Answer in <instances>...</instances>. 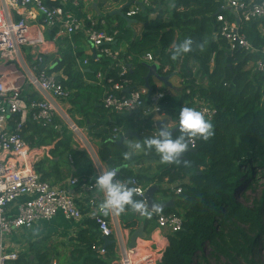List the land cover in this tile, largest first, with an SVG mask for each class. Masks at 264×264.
<instances>
[{"label": "trees", "instance_id": "1", "mask_svg": "<svg viewBox=\"0 0 264 264\" xmlns=\"http://www.w3.org/2000/svg\"><path fill=\"white\" fill-rule=\"evenodd\" d=\"M153 2L156 9L141 10L133 18L142 27L137 37L134 29L126 28L121 18H117L114 29L109 23L112 18L107 17L106 31L117 32L114 47L127 45L119 61L129 69L126 76L128 90H137L145 84L148 70L140 61L143 53L154 50L161 66L169 65L171 71L182 61L178 76L182 80V89L177 97L167 96L161 102V114L178 125L181 107H191L196 92L216 109L217 115L211 122L212 136L207 140L196 137L188 141L190 152L180 157L181 161H188L187 165L183 162L161 163L154 150H146L149 154H132L126 160L127 147L124 144L118 146L109 138L113 127L137 121L134 117L109 114L101 105L102 88L84 83L85 78L94 81L99 72L118 82L117 69L112 67L111 60L101 57L96 62L89 58L87 70L81 74L68 55L45 57L44 64L49 73L60 71L65 75L66 80L60 82L69 93L68 113L79 117L80 127H90L91 139L99 140L96 152L104 168H118V178L122 181L134 177L143 188L155 186L157 192L154 195H160L159 199H154L156 203L172 201V207L159 214L180 218L181 228L166 234L168 247L161 264H190L205 247L211 249L210 255L216 261L224 258L233 264L237 260L242 264H258L253 249L258 250V254L264 250L263 195L252 208L233 201L242 180L245 187H249L251 179L255 178V167L264 172V72L253 69L258 56L238 48H234L231 55L224 40L215 41L214 17L217 13L228 15L227 11H220L221 0ZM155 11L156 17L150 19L149 15ZM188 38L193 41L192 51L174 59L173 46ZM252 44L255 48H264V35L255 37ZM166 50H169L167 54ZM77 58L82 62L85 56L80 53ZM149 86L152 90L156 88L153 79L149 80ZM186 90L191 94H186ZM151 118L139 121L148 126ZM54 121L52 125H44L29 120L21 132L31 148L52 147L50 158L43 157L34 164L35 172L43 182L60 188H64L62 183L70 179H77L78 183L93 180V166L88 154L76 147L71 133L59 119ZM56 124L60 125L59 130L54 129ZM146 161L158 162L152 175L141 169L132 171L133 167ZM261 176L264 177V173ZM163 183H167L166 188L162 187ZM177 183H180L181 193L174 195L172 187ZM159 214L151 219L153 227H157ZM83 224L87 227H83L69 243L57 245L49 239L27 242L17 253V259L7 264H111L115 258L114 246H107L105 255H97L95 248L102 245L97 227L92 219ZM200 261L202 264L207 262L203 255Z\"/></svg>", "mask_w": 264, "mask_h": 264}, {"label": "built area", "instance_id": "2", "mask_svg": "<svg viewBox=\"0 0 264 264\" xmlns=\"http://www.w3.org/2000/svg\"><path fill=\"white\" fill-rule=\"evenodd\" d=\"M83 1L86 0H0V264L17 259L18 252L6 250L9 237L58 215L74 223L83 221L85 215L90 217L101 240L106 238L110 243L113 241L118 255L113 264H161L162 253L127 246V234L117 221L118 214H104L100 210L103 193L100 195L96 192L95 180L78 183L77 179H70L67 183L78 191V200L87 201L86 212L78 206L71 191L43 182L34 170L43 148H31L21 136L29 120L52 125L54 120L59 119L71 133L76 147L88 154L95 178L101 174L103 165L97 152L86 140L81 128L62 108L69 100V93L60 82L64 75L49 73L44 64V58L49 53L45 48L43 32L54 28V34L48 39L50 43L81 34L89 47L90 58L98 62L104 57L114 63L112 67L117 69L118 82L99 72L94 81L86 83L102 88L101 105L105 111L115 116L134 117L137 121L151 116L155 133L158 132L157 124L166 121L159 119L163 116L160 104L167 97L165 90H149L144 86L132 91L127 89L129 69L119 61L123 51L114 47L117 45V32H107V22L103 20L108 11L100 8L99 17L83 11L85 14L81 16L78 12H81ZM104 3L105 8L113 5L112 2L106 3V0ZM137 4L143 10L156 9L153 0H135V4L123 12L126 18L133 19L141 12ZM220 11H227L228 15H215V41L224 40L231 55L234 48L257 55L253 69L264 72V48H255L252 44L255 37L264 35V0H221ZM156 15V11L152 12L149 18L154 19ZM112 28L115 29V25ZM252 31L254 38H251ZM168 52L166 50L165 54ZM159 59L154 50L140 56V61L155 64L164 76H179L181 60L179 66L171 71L169 65L162 67ZM82 65L87 66L88 60L84 59ZM25 84L38 100L22 95L21 88ZM126 90L129 92L125 93ZM186 94H191L190 90H186ZM192 103L191 107L202 111L210 122L217 115L216 109L200 93L194 94ZM54 129L59 130L60 125L56 124ZM122 134L123 129L115 126L109 131V138L117 142ZM190 145L193 148L192 141ZM125 181L131 187L140 188L144 194L148 188H143L134 177ZM173 193L179 195L181 188H175ZM136 198L142 199L143 196L138 194ZM12 207H15L14 211ZM156 223L159 230L169 233L181 228V219L171 215H157ZM95 250L99 256L106 253L103 244Z\"/></svg>", "mask_w": 264, "mask_h": 264}, {"label": "crops", "instance_id": "3", "mask_svg": "<svg viewBox=\"0 0 264 264\" xmlns=\"http://www.w3.org/2000/svg\"><path fill=\"white\" fill-rule=\"evenodd\" d=\"M102 2H103V4L100 5ZM111 2L113 5H115L114 6L115 8L113 7L112 10L109 11L110 7L105 8L106 6L104 3V0H86V1H83L81 3V6H82L81 12H78V14L83 16L85 14V12L87 11L88 13H90V12L93 13L95 17H99V10H100V8H102V9L108 11V13L105 15V18L103 20H106V22H108L107 17L112 18V21L114 22V24H112V25L114 26V25L118 24L117 18H119V16L114 14V12H116L122 8H124L123 9V12H124L125 10L129 9L130 7H132L135 4V0H123V1L111 0ZM120 2H122V3H120ZM106 3H107V1H106ZM117 5H118V7H117ZM161 10H164V8H161ZM83 11H85V12H83ZM110 15H112V16H110ZM37 19H39L38 15H37ZM130 27H132L134 29L135 36L137 37L140 34L142 27L139 26V24H137L136 22L134 24H131ZM45 30L46 31L43 32V38H44V40H46L45 48L47 49V51L49 53L46 57L63 58L64 56L68 55L74 61L77 72H79L81 74L84 70L85 71L87 70L86 66H83L82 62H80L78 60L79 58H77L78 54H80V53H82L85 56L86 60H88L90 58L89 51H88L89 47L86 44V42L83 38V35L79 34V35L74 36L71 39L63 38V39L58 40L55 43H50V41L48 39H50L52 37L56 28L51 29V30L50 29H45ZM254 37H255V33L253 32V34L251 35V38H254ZM117 48H120L121 51H124L127 49V45L126 44H120ZM58 73H61L63 75V72L59 71ZM65 80H66V77L64 75L63 81H65ZM83 80H84V83H87L86 78ZM172 80H174V83L172 82ZM88 82H91V81H88ZM153 82L155 83V87L157 88V90L158 89L159 90L164 89L169 98L177 97L179 92L182 89V84L180 82V79L176 75H172V76L170 75L169 76V79H168L169 87L167 89H165L164 86L161 83H159L156 79H153ZM21 89H22V95L25 98H34L35 95L32 94L31 89L26 84L24 86H22ZM35 98H37V97H35ZM62 108H63V110H66V112L68 113L70 106L67 103L66 105H63ZM68 115H69V113H68ZM69 117L71 119H73L76 122V124L79 126L78 122L80 121V119L76 120L77 117L71 116V115H69ZM114 117H115V115H114ZM161 118H162V120H166L164 116H161L159 119H161ZM125 124H127V123L124 122V125ZM80 128H81L82 132L84 133L86 140H87V136L91 140V142H90V140H87L88 142H90V145L92 146V144H93L96 146V144L99 140L91 139V137L88 134V131H90V127L88 128L87 125H84ZM121 128L123 129V127H121ZM132 133H134V132H132ZM134 138H137L138 140H140L139 136L134 137ZM41 148H43L42 152H41V156L37 161H39L40 159H43V157L50 158L49 157V151H50V149H52V147H41ZM127 150L129 151L130 149L127 147ZM143 165H140L139 168L143 172L149 173L147 175H152L154 173V169L151 173V169L146 168ZM103 169H104V166H103ZM132 169H133L132 171H134V172L137 171V170L135 171L134 167ZM95 176H96V173L93 170V177H92L93 180H95ZM67 183H68V180L63 182L62 183L63 187L68 189L69 191H71L73 196H75V201L78 204V206L81 208V210L86 212L85 205H86L87 201L78 200L76 198L78 195V191L75 188H70V186H68ZM162 185H163V188H166L167 183H163ZM179 185H180V183H177L175 185V187H179ZM96 192L98 194L102 195V192H100L98 189H96ZM101 198H102L101 199V202H102L104 195H102ZM159 198H160L159 194L156 196L154 195L155 200L159 199ZM22 200L23 199H21L20 201H22ZM11 209H12V211H14L15 207H12ZM112 213L113 212H111V215H112ZM153 215H155V214H152L150 216H140L138 213L134 212L133 210L126 209V211L124 213H120L117 215V221L120 223L121 229H124L125 234H127V238H128L127 246L128 247H130L131 237L134 234H136V236H137L139 234V231L142 230L143 234H141V236L136 239L133 247H138L139 249H142V247H143L144 249H147L149 251H157L159 253H162L161 256L163 258L165 250L168 247V239H167L166 234H169V232L161 231L157 227H153L154 224H153V221L151 220ZM87 220H90V217L85 215V219L83 221L74 223V222L66 221L62 216L58 215L50 221H41V222L33 225V227L31 229H29L27 231H24V230L20 231L19 233H16V234L12 235L11 237H9L7 239L6 250L8 252H13V251L19 252V251L23 250V248L27 242L28 243L38 242V241H41L42 239H49L52 243L57 244V245L67 244L70 242L71 238L76 237L79 234V232L83 229V227H87V226H84V224H83L84 222L86 223ZM115 230H116V227H115ZM112 243H113V241L111 242L110 245H112ZM102 244H103V241H102ZM133 247H131V248H133ZM66 250L67 249H65L64 252H66ZM113 253L115 255V258L112 259L111 264H113V262L118 258L115 246L113 248Z\"/></svg>", "mask_w": 264, "mask_h": 264}, {"label": "clouds", "instance_id": "4", "mask_svg": "<svg viewBox=\"0 0 264 264\" xmlns=\"http://www.w3.org/2000/svg\"><path fill=\"white\" fill-rule=\"evenodd\" d=\"M192 45L193 41L190 38L185 39L178 45H174L173 58L175 59L178 55L191 52ZM164 117L166 121H163L164 124L157 126L159 131L154 136L144 137L142 141L135 140L134 144L129 145L132 151L124 153L126 160L130 159L135 151L154 150L159 154L161 163L183 162L187 165L188 161H181L180 157L189 149L188 141L196 137L207 140L213 134L211 122L206 119L202 111L196 108L181 107L178 115V125L175 124L173 126V128L178 127L175 129V135L173 131H170L173 128L169 130L167 127L169 118ZM118 173V168H104L101 174L95 178L94 186L104 195L103 201L99 205L100 210L104 214L110 212L120 214L124 213L126 209H131L140 216H150L159 214L164 210L163 204L155 201L149 204L144 198V193L141 192V189L131 187L127 181L119 179ZM175 188L177 187H172V192ZM138 194L142 195L143 198L137 199L136 196Z\"/></svg>", "mask_w": 264, "mask_h": 264}, {"label": "rangeland", "instance_id": "5", "mask_svg": "<svg viewBox=\"0 0 264 264\" xmlns=\"http://www.w3.org/2000/svg\"><path fill=\"white\" fill-rule=\"evenodd\" d=\"M106 1L109 3L111 2V0H106ZM121 1H123V0H121ZM120 3H122V2H120ZM102 4L103 3H101L100 5H102ZM114 6L115 5H111L110 7L113 8ZM117 7H118V5H117ZM109 23H111V25L114 24V22L112 20H109ZM89 56H90V53H89ZM172 82L174 83V80H172ZM77 118L79 119V117H77ZM174 125H175V123L173 122V120L169 119L168 124H167L168 129L169 130L172 129ZM125 127H126L125 132L126 131H131L134 133L136 132L138 134V136L140 137L141 141L143 140L144 137L147 138L150 136H154L156 134L155 131L153 130L152 123L147 126L146 123L144 124L142 121L141 122L140 121H133L131 123L125 124L123 126V129ZM87 140H90L88 136H87ZM135 140H138V139L134 138L132 136V137L126 139L124 141V144H125V146H127L130 149L129 145L134 144L136 142ZM90 142H91V140H90ZM92 148L95 151H97L96 146L93 144H92ZM129 151H132V150L130 149ZM144 153L149 154V152H147L146 150H142V151H135L133 153V155H142ZM156 154H158V153H156ZM158 156H159V154H158ZM157 164H158V162L155 163V161H146L143 166L151 169V173H152L153 169L155 170V166ZM138 168H139V166H135L134 167L135 171L140 169V168L139 169ZM253 171L256 172L253 176L255 178L251 179V183L249 184V187L248 186L245 187V185H244L245 182L242 180L241 184L238 186L237 190L235 191L234 198H233V201L236 204H238V205L240 204V205L246 206L248 208L254 207L255 203H257L261 199L262 195L264 198V193H263L264 177L261 176V174L264 172H261L258 167H255ZM146 174H149V173H146ZM261 207H262V218L264 219V202L262 203ZM253 251L255 252L254 256L256 257L255 261L258 264H264V250L261 254H258V252H257L258 250L253 249ZM211 253H212L211 249L209 247H205L203 249V251L201 252V254H196L197 256L199 255L198 257H196V256L193 257L190 264H198V263L202 264L200 261V257L202 255L205 256V259L207 260V262L205 264H233V263H228L227 260L224 258H220V259H218V261L214 260L212 258V256L210 255ZM236 264H242V263L240 260H237Z\"/></svg>", "mask_w": 264, "mask_h": 264}, {"label": "water", "instance_id": "6", "mask_svg": "<svg viewBox=\"0 0 264 264\" xmlns=\"http://www.w3.org/2000/svg\"><path fill=\"white\" fill-rule=\"evenodd\" d=\"M138 6L141 7L140 4ZM123 9L124 8L119 9L118 11L114 12V14L119 16V18H121L126 23V28H129L131 24L135 23V21L133 19L126 18L125 15L123 14ZM141 10L143 11V7H141ZM110 16H112V15H110ZM146 68L148 70V73H147V75L144 78V82H145L144 87H146L149 90H151V88L149 86V80L150 79H156L159 83H161L164 86L165 89H167L169 87V83H168L169 76H164L161 73L160 68L158 66H156L155 64H146ZM128 92H129L128 90L125 91V93H128ZM162 123L164 124L163 121L159 122L157 124V126L162 124ZM177 128L178 127H175L172 130H170V131H173V134H174L175 133V129H177ZM158 131H159V129H158ZM132 136L138 137V134L137 133H132L131 131H126V132H124L123 136L117 142H115V144L118 145V146H121V145H123L125 139H128L129 137H132ZM187 152H190V150H187L183 155H185ZM156 192H157V188L155 186H151V187L146 189L145 194H144V198L147 200V202L149 204L154 202V194ZM163 205H164V209L170 208V207H172V201H168L167 203H163ZM139 234H138L139 236L138 235L136 236V234H134L131 237V239H130L131 240L130 248L134 246L136 239L138 237H140L141 234H143L142 230L139 231ZM102 241H103V246L104 247H107V246H109L111 244L106 238H102Z\"/></svg>", "mask_w": 264, "mask_h": 264}]
</instances>
